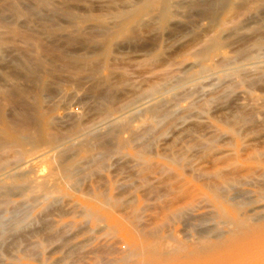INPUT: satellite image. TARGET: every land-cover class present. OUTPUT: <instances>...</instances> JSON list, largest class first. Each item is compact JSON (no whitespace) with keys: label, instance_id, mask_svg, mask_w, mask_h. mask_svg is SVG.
<instances>
[{"label":"rangeland","instance_id":"374dc122","mask_svg":"<svg viewBox=\"0 0 264 264\" xmlns=\"http://www.w3.org/2000/svg\"><path fill=\"white\" fill-rule=\"evenodd\" d=\"M23 1L17 0L13 18L0 17V39L10 41L0 46V72L21 54L19 69L30 88L26 111L13 113L0 101V228L6 239L0 245L1 264L115 260L133 256L135 244L142 248L167 234V241L196 245L199 230L212 237L218 225L225 226L220 228L224 232L231 228L212 206L216 191L232 212L243 215L264 207L261 0H250L214 23L198 19L175 36L160 29L157 17L148 18L132 27L135 41L130 44L111 34L121 24L117 16L129 10L128 0H71L77 1L71 5L76 9L69 11L60 8L65 0ZM142 1L136 0V6ZM190 1L173 0L181 8ZM181 10L170 26L185 20L188 12ZM99 17L104 24L96 22ZM25 20L34 27L45 22L61 41L67 31L74 36L81 30L97 40L83 37L74 51L63 46V66L50 65L65 72L52 82L54 95H39L42 83L51 81L43 59L36 60L39 78L27 69L35 55L28 40L37 34L24 27ZM216 35L222 47L213 50L210 41ZM44 116L50 120L45 126ZM21 124L29 128L19 129ZM173 213L183 216L177 219ZM159 226L161 233L149 236ZM13 236H21L16 245Z\"/></svg>","mask_w":264,"mask_h":264},{"label":"bare ground","instance_id":"6f19581e","mask_svg":"<svg viewBox=\"0 0 264 264\" xmlns=\"http://www.w3.org/2000/svg\"><path fill=\"white\" fill-rule=\"evenodd\" d=\"M19 1V0H18ZM26 1V0H25ZM23 1V2H25ZM60 1V0H59ZM136 0H128V8L129 10L121 12L117 18L121 21V24L114 30H112L111 34L113 39L116 40H122L123 42H126V44H130L135 41L134 34L132 33V27L135 25H138L141 23L143 20H146L148 18H153L157 17L159 21V27L163 31H167L171 34V36L177 35L179 32H181L182 28H189L193 26V24L198 20V19H207L209 22L214 23L217 22L218 18L220 15H233L232 13L237 10L239 6L246 5L248 1L250 0H204V3H199L198 1H190L185 7H180L177 4L173 2V0H143L141 6H136L135 3ZM261 8L264 9V0H261ZM259 1V3L261 2ZM49 2V1H48ZM52 2V1H51ZM77 2V1H75ZM71 0H65L62 4H60V8L64 7L67 11L69 9L74 8L71 6L73 3H75ZM1 3V2H0ZM5 3V2H4ZM0 4V17L1 18H13L12 12L16 8L17 0H10L5 4ZM22 4V2H20ZM27 3L30 4V2L27 1ZM25 3V4H27ZM60 3V2H59ZM79 3V2H78ZM21 4L19 7H21ZM55 4V3H54ZM81 4V3H80ZM101 5V4H100ZM34 6V5H33ZM51 6V5H50ZM57 6V5H56ZM83 6V5H82ZM90 6V5H89ZM116 6V5H115ZM123 6V5H122ZM182 6V5H181ZM30 7V6H28ZM41 7V6H40ZM43 7V6H42ZM78 7V6H77ZM93 7V6H92ZM124 7V6H123ZM246 7V6H245ZM25 8V7H24ZM55 8V7H54ZM53 8V9H54ZM62 9L65 10V9ZM84 8V7H83ZM112 8V7H111ZM249 8V7H248ZM259 8V7H258ZM257 8V9H258ZM22 9V8H21ZM31 9V8H30ZM36 9V8H35ZM41 9V8H40ZM45 9V8H44ZM52 9V8H51ZM59 9V7H58ZM76 9V8H74ZM179 9H182L183 11L185 10L188 13H192L190 15H185L184 16V21L181 22V24L178 25H172L170 26L174 21H175V12H177ZM27 10V8L25 9ZM56 10V8L54 9ZM60 10V9H59ZM65 10V11H66ZM105 10V9H104ZM181 10V11H182ZM248 10V9H247ZM37 11V10H36ZM35 11V12H36ZM101 11V10H100ZM51 12V11H50ZM58 12V11H54ZM73 12V11H72ZM15 13V12H14ZM19 13V12H18ZM25 13V12H24ZM29 13V12H28ZM38 13V12H36ZM47 13V12H46ZM61 13V12H59ZM63 15H65V12L63 11ZM20 14V13H19ZM56 14V13H55ZM179 14V12L177 13ZM185 14V12L183 13ZM28 16V14H26ZM51 16V15H50ZM68 16V15H67ZM66 16V17H67ZM181 16V15H180ZM29 17V16H28ZM59 17H63L60 16ZM65 17V16H64ZM63 17V18H64ZM178 17V16H177ZM183 17V16H182ZM53 18V19H52ZM179 18V17H178ZM55 15L54 17H51V21L55 22ZM71 19V18H70ZM75 19V18H74ZM35 20V19H34ZM48 20V19H47ZM105 18L99 17L96 18V22L100 24L105 23ZM154 20V19H152ZM2 21V20H0ZM19 21V20H18ZM156 21V20H155ZM3 22V21H2ZM67 22V21H66ZM17 23V22H16ZM22 23V22H21ZM59 24V22H57ZM158 23V22H157ZM223 23V22H222ZM1 24V23H0ZM3 24V23H2ZM1 24V25H2ZM6 24V23H5ZM15 24V23H13ZM37 25L34 27V22L33 21H24V27L29 30V31H34V33L37 34V39L31 40L29 37L26 39L34 47V60L31 59V61H28L27 63V69L29 72H31L32 76H37L38 78L40 77L38 75V63H36L37 59H43L44 64H47L49 66L47 67L49 70L48 74L51 77V81L47 80L46 82L42 83L41 87L39 88V95H48L51 96L54 91L56 90V85H54L52 82L55 80L54 78H57L65 72H60L57 69V66L55 67H50L54 62H58L61 65L64 64L63 60V46L67 45V50L68 51H74V47L77 45H83L85 42V39L83 37L88 36V40L92 39L89 37L91 35H87L85 31L81 30V32H78L76 35H67L65 34L64 36V41H61L63 37H61L59 34L57 35L56 33H53L52 30H50V27L48 28L45 22H40V25ZM46 24V25H45ZM56 24V23H55ZM54 24V25H55ZM67 25L71 23H66ZM197 24V23H196ZM217 24V23H216ZM0 25V26H1ZM52 25V27L54 26ZM73 25V24H72ZM77 27L79 26V23L77 22L75 24ZM74 25V26H75ZM8 26V25H7ZM11 26V25H9ZM56 26V25H55ZM58 26V25H57ZM152 26V25H151ZM218 26V25H217ZM2 27V26H1ZM172 27V29H169ZM12 28V27H11ZM54 28V27H53ZM60 28V27H59ZM67 28V27H65ZM88 28V27H87ZM86 28V29H87ZM92 28V27H91ZM137 28V27H136ZM135 28V29H136ZM258 28V27H257ZM105 29V28H104ZM156 29V28H155ZM1 30V29H0ZM255 30V29H254ZM104 31V30H103ZM238 31V30H237ZM6 32V31H5ZM72 32V31H71ZM100 32V31H98ZM157 32V30H156ZM162 32V31H160ZM8 33V32H7ZM76 33V32H75ZM102 33V32H100ZM135 33V32H134ZM6 35V33H4ZM9 34V33H8ZM25 34V32H24ZM70 34V33H69ZM167 34V33H165ZM180 34V33H179ZM222 34V33H221ZM15 35V34H14ZM164 35V33H163ZM13 36V35H11ZM136 36V35H135ZM9 37V36H7ZM3 38V37H2ZM0 39V46L6 47L8 43H5V40ZM11 38V37H10ZM32 38V37H31ZM100 40V37H97ZM138 38V37H136ZM212 38V37H211ZM23 39V38H22ZM25 39V38H24ZM43 39V40H42ZM213 41H210L212 43V49L217 50L220 46V40L218 35H216ZM230 39V38H229ZM92 40H96V38H93ZM222 40V39H221ZM45 41V45H49L48 49L45 48L46 46H43V42ZM97 41V40H96ZM95 41V42H96ZM224 41V40H223ZM233 41V40H232ZM102 42V41H100ZM99 42V43H100ZM139 42V41H138ZM12 43V42H11ZM25 43V42H24ZM48 43V44H46ZM88 43V42H87ZM124 44V43H121ZM134 44V43H133ZM19 45V44H18ZM27 45V44H25ZM29 45V44H28ZM101 46L102 43L100 44ZM135 45V44H134ZM153 45V44H152ZM151 45V46H152ZM209 45V44H208ZM207 45V46H208ZM80 46V47H81ZM85 46V45H84ZM13 47V46H12ZM29 47V46H28ZM79 47V48H80ZM222 47V46H221ZM227 47V46H225ZM26 49L27 47L24 46ZM113 44L107 45L106 46V54H109L112 51ZM78 49V48H77ZM92 49V48H91ZM168 49V48H167ZM211 49V48H210ZM8 51V50H7ZM32 51V50H30ZM92 51V50H90ZM219 51V50H218ZM23 53V52H22ZM84 53V52H83ZM89 53V52H88ZM32 54V55H33ZM71 54V53H70ZM21 54H18L16 56V60L14 58V61L10 63V65L7 66L6 69H3L0 72V80H1V86H0V101L3 104H8L11 107V110L13 113H16V111H21L22 108L25 109L26 111V100L29 94V87H28V79H25L26 77L22 76L20 72V65L23 63V58L20 56ZM13 56V55H12ZM83 56V55H82ZM198 57V56H197ZM17 61V62H16ZM6 62V61H5ZM26 62V61H25ZM1 63V61H0ZM8 63V62H7ZM6 63V64H7ZM67 63V62H66ZM3 64V63H2ZM59 64V65H60ZM73 64V63H72ZM60 65V66H61ZM23 66V65H22ZM63 66V65H62ZM67 70L68 69V64ZM44 67V68H45ZM24 68V66H23ZM62 68V67H61ZM154 68V67H153ZM26 69V68H25ZM26 69V70H27ZM43 69V68H42ZM47 70V69H45ZM63 70V69H62ZM41 71V70H40ZM77 72V71H76ZM95 72V71H94ZM79 73V72H77ZM83 73V72H82ZM81 73V75H82ZM41 74V73H40ZM69 74L71 77H77L76 73H66ZM24 75V74H23ZM91 75V74H90ZM85 76V75H84ZM95 76V75H94ZM82 77V76H81ZM79 75V78H81ZM86 77V76H85ZM77 80V79H76ZM79 81V80H77ZM96 81V79H95ZM36 82V81H35ZM34 82V83H35ZM59 82V81H58ZM56 83V82H55ZM31 84V83H30ZM32 85V84H31ZM79 85V84H78ZM81 85V84H80ZM84 85V84H83ZM59 86V85H58ZM86 86V85H85ZM88 87H90L88 85ZM82 90L86 89L84 86L80 87ZM55 89V90H54ZM38 90V89H35ZM58 90V89H57ZM60 90V89H59ZM81 90V91H82ZM80 91V92H81ZM85 91V90H84ZM82 91V92H84ZM88 91V90H87ZM104 91V90H103ZM33 92V90H32ZM57 92V91H56ZM86 92V91H85ZM90 91L86 92L89 93ZM92 92V91H91ZM34 93V92H33ZM85 93V94H86ZM93 93V92H92ZM91 93V94H92ZM90 94V95H91ZM54 95V94H53ZM82 95V94H81ZM84 95V94H83ZM95 95V94H93ZM68 96V95H67ZM32 97V96H31ZM45 97V96H44ZM52 99V98H51ZM92 99V98H91ZM100 99V98H99ZM133 100V99H132ZM50 109V106L48 107ZM28 111V110H27ZM17 114V113H16ZM20 116L18 115L19 118L22 122V119L24 118L21 116L22 114L19 113ZM15 115V114H14ZM28 115V114H26ZM13 116V115H12ZM14 117V116H13ZM31 117V116H30ZM22 118V119H21ZM10 120V118H8ZM28 119V118H26ZM55 120V119H54ZM11 122V121H10ZM19 122V121H18ZM30 122V121H29ZM28 122V123H29ZM23 123V122H22ZM50 123V120L44 116L42 118V124L43 126L47 125ZM19 124V123H18ZM17 124V125H18ZM223 124V122H222ZM23 125V124H21ZM20 125V126H21ZM28 125V124H27ZM23 125L22 128L20 127L19 129L24 128ZM36 126V125H35ZM49 126V125H48ZM13 127V126H12ZM27 127V126H26ZM145 127V126H144ZM11 128V127H10ZM29 127H27L28 129ZM18 129V128H17ZM25 129V128H24ZM48 129V128H47ZM16 130V129H15ZM14 130V131H15ZM25 131V130H24ZM17 133V131H15ZM19 137H22L21 134H19ZM109 137V136H108ZM24 138V137H23ZM22 138V139H23ZM27 138V137H26ZM3 139V138H2ZM100 139V138H98ZM53 141V140H52ZM54 142V141H53ZM122 142V141H121ZM26 141L23 143L25 144ZM123 143V142H122ZM104 144V143H103ZM100 144V145H103ZM126 144V143H125ZM1 145V144H0ZM17 145V144H16ZM14 145V146H16ZM99 145V144H96ZM99 145V146H100ZM4 146V145H3ZM21 146V145H19ZM12 147V146H11ZM97 147V146H96ZM100 147H106V146H100ZM10 148V147H9ZM31 148V147H30ZM109 149V148H108ZM52 152V151H51ZM46 154V153H45ZM40 157V156H39ZM34 159V158H33ZM29 162H34L30 161ZM27 162V163H29ZM26 163V164H27ZM29 163V164H30ZM8 164V163H7ZM28 165V164H27ZM59 166V165H58ZM249 166V165H248ZM255 168L256 166H249V168ZM25 168V166H23ZM29 168V167H28ZM258 168V167H256ZM16 169V168H15ZM264 171V170H263ZM11 173V172H10ZM14 173V172H13ZM26 174V173H25ZM68 175V174H67ZM10 176V175H9ZM16 176V175H15ZM264 176V174H263ZM65 177V176H64ZM69 177V176H68ZM12 179V178H11ZM65 179V178H64ZM27 180V179H26ZM47 181V180H46ZM261 184V183H260ZM39 185V184H38ZM49 185V184H48ZM228 186V185H227ZM230 186V185H229ZM256 187V186H255ZM4 188V187H3ZM35 188V186H34ZM39 189L41 190H46V191H51L52 187H47L45 184H41L38 186ZM229 188V187H228ZM224 189V188H220ZM224 191V190H223ZM227 191V190H226ZM50 195V194H49ZM10 196V195H9ZM52 196V194H51ZM222 194L220 195V192L216 191L215 195L212 200V206L216 209L218 212V215L223 217L221 223L222 224H227L228 227L227 229L230 228V230H227L226 232L220 231L221 227L225 226H219L214 230L213 228V236L209 237L208 233L209 231L207 230H199L197 231V234L199 236V239L196 240L198 243L196 245L192 246H186L182 244L181 242L174 241V239H169L170 234H167L165 236L168 237H163L162 240H156L155 242H147L144 243L142 248L135 244V249H134V254L131 256L128 251V255H125L118 258V259H111V260H104L101 258V260L98 259H82L79 260L78 264H264V207H257L255 209H252L248 211L246 214H238L235 212L230 211L227 206L220 202ZM225 196V195H224ZM105 197V196H104ZM48 199V198H47ZM233 199V198H232ZM223 200V199H222ZM105 201V200H104ZM134 201V200H133ZM230 201V200H229ZM108 202H106L107 204ZM54 204V203H53ZM104 204V203H103ZM105 204V205H106ZM104 205V206H105ZM103 206V205H102ZM46 208V207H45ZM59 210V209H58ZM215 212V211H214ZM183 213H173L172 216L175 218H179L180 215ZM89 216V215H88ZM183 216V215H182ZM181 216V217H182ZM213 216V215H212ZM219 216V217H220ZM15 218V217H14ZM23 218V217H22ZM170 218V217H168ZM183 218V217H182ZM197 218V217H196ZM33 219V218H32ZM88 219V218H87ZM86 219V220H87ZM210 219V218H209ZM208 219V220H209ZM197 220V219H196ZM203 220V219H202ZM207 220V221H208ZM212 220V219H211ZM89 221V220H88ZM200 221V220H198ZM215 221V220H214ZM18 222V221H17ZM34 222V221H33ZM94 222H98V218L94 220ZM93 223V221H92ZM91 223V224H92ZM193 223V222H190ZM201 223V222H200ZM220 223V224H221ZM4 224V223H3ZM189 224V222H188ZM218 224V223H217ZM217 224H215L217 226ZM1 225V224H0ZM6 225V224H5ZM47 225V224H46ZM99 225V224H98ZM164 226V224H162ZM194 225V224H193ZM198 225V224H197ZM2 226V225H1ZM103 226V225H102ZM215 226V227H216ZM3 227V226H2ZM13 227V226H12ZM50 227V226H49ZM211 227V226H210ZM4 228V227H3ZM163 227L159 226L155 231H152L149 233V236L155 233H161V229ZM199 228V227H198ZM206 228V226H205ZM15 229V228H14ZM45 229V228H44ZM193 229V228H192ZM46 230V229H45ZM48 230V229H47ZM63 230V229H62ZM210 230V229H209ZM150 231V230H149ZM24 232V231H23ZM56 232V231H55ZM189 232V231H188ZM5 233H7L5 231ZM19 233V232H18ZM15 233V234H18ZM59 233V232H58ZM190 233V232H189ZM55 234V233H54ZM57 234V233H56ZM148 234V233H146ZM7 235V234H6ZM22 235V234H21ZM27 235V232H26ZM29 235H32V231H30ZM29 235H27L29 237ZM59 235V234H58ZM57 235V237H58ZM160 235V234H159ZM4 231L2 228H0V245L3 244L4 242ZM19 236V235H18ZM52 236V235H51ZM186 236V235H185ZM23 237V236H22ZM27 237V238H28ZM147 237V236H146ZM13 244L16 245L18 241H20V238L13 236ZM56 238V237H54ZM69 238V237H68ZM63 239V236L59 237V240H61L63 243H65V239ZM155 239V238H154ZM197 239V238H196ZM6 240V239H5ZM55 240V239H54ZM58 240V241H59ZM134 240V239H133ZM6 242V241H5ZM18 244V243H17ZM5 245V244H4ZM9 245V243H8ZM12 246V244H10ZM9 245V247H10ZM14 247V246H13ZM4 249V248H3ZM14 249V248H12ZM96 249V248H95ZM15 250V249H14ZM24 250V249H23ZM111 250V249H110ZM128 250V249H127ZM31 251V250H30ZM106 251V250H105ZM108 251V250H107ZM140 251V252H139ZM70 252V251H69ZM100 251H98L99 253ZM104 252V251H103ZM141 252H143V258L141 256ZM97 253V251L95 252ZM123 253V252H122ZM126 253V252H125ZM79 254V253H78ZM92 254V253H91ZM127 254V253H126ZM103 255V254H101ZM27 256V255H26ZM25 256V257H26ZM95 256V255H94ZM104 256V255H103ZM9 257V256H8ZM133 257V258H131ZM73 258V257H72ZM94 258V257H93ZM1 259V258H0ZM0 260V264H1ZM77 262V260H75ZM55 264V263H54ZM65 264V263H64ZM71 264V263H70Z\"/></svg>","mask_w":264,"mask_h":264}]
</instances>
